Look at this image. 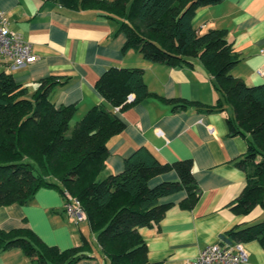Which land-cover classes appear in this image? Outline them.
Listing matches in <instances>:
<instances>
[{"label": "trees", "instance_id": "16d2710c", "mask_svg": "<svg viewBox=\"0 0 264 264\" xmlns=\"http://www.w3.org/2000/svg\"><path fill=\"white\" fill-rule=\"evenodd\" d=\"M221 0H61L73 9H97L120 21L127 36L123 52L137 49L152 62L192 64L198 59L214 78L220 93L216 105L205 111L230 106V135L248 137L247 152L235 159L246 174V185L231 203L241 214L256 206L264 208V83L248 85L232 69L240 55L227 40L226 29L200 33L194 17L201 7ZM64 75L43 78L32 94L11 72H0V206L29 204L42 187L68 190L77 196L88 223L109 264H160L148 258V246L140 228L155 225L173 205L164 196L181 190L180 202L192 208L200 189L192 172V159L162 162L147 146H140L125 159L122 172L100 175L106 169L110 138L121 133L124 122L114 108L125 109L150 94L141 67L108 68L95 83L113 109L97 104L71 125L76 105L56 106L51 89ZM133 94L134 98L129 100ZM199 102L179 101L175 109ZM175 170L178 179L149 185L154 176ZM228 242L258 240L264 248V218L238 224L222 234ZM21 248L42 264H76L89 257L91 241L66 250L46 244L32 229L0 230V248Z\"/></svg>", "mask_w": 264, "mask_h": 264}, {"label": "crops", "instance_id": "0c3cea01", "mask_svg": "<svg viewBox=\"0 0 264 264\" xmlns=\"http://www.w3.org/2000/svg\"><path fill=\"white\" fill-rule=\"evenodd\" d=\"M0 11L5 13L9 29L30 41L37 56L27 66L10 70L1 64L0 69L11 72L29 92L36 91L43 78L66 76L52 87L50 95L56 106L76 105L74 122L94 105L113 109L95 87L108 68H143L150 94L125 109L114 108L125 128L110 138L106 169L100 177L122 172L125 159L138 147L147 146L162 162L192 159V172L200 189L199 200L192 208L180 205L187 196L185 190L162 197L161 203L173 205L155 225L140 228L151 262L184 264L206 245L220 241L222 234L234 226L257 222L263 213L261 206L246 215L231 206L246 185L247 174L235 159L247 152L248 137L229 134L230 106L221 111L204 110V105L217 104L220 93L200 60L172 66L149 61L137 49L123 52L127 36L120 31L118 19L97 9H73L61 0H0ZM193 21L200 33L226 29L227 40L240 55L233 75L248 85L264 83L257 72L259 68L264 70V0H221L201 7ZM133 98L131 94L129 100ZM183 100L203 105L175 109ZM176 179L177 172L170 170L151 178L149 185ZM80 223L67 216L64 195L53 187L40 188L29 204L0 206V230L28 227L46 244L60 250L78 246L83 236L87 237ZM91 232L96 245L87 237L91 241L87 251L90 256L76 264H109L96 234ZM243 243L248 260L242 264H264L260 242ZM0 264L42 263L14 247L0 248Z\"/></svg>", "mask_w": 264, "mask_h": 264}, {"label": "built area", "instance_id": "2783aa9c", "mask_svg": "<svg viewBox=\"0 0 264 264\" xmlns=\"http://www.w3.org/2000/svg\"><path fill=\"white\" fill-rule=\"evenodd\" d=\"M37 60L30 41L9 29L8 20L0 11V65L6 64L10 70L27 66ZM257 72L264 77V70ZM64 210L69 218L76 223L88 219L87 212L81 200L68 190L64 193ZM248 252L242 241L228 242L222 239L208 244L198 255L186 260L184 264H242L247 262Z\"/></svg>", "mask_w": 264, "mask_h": 264}, {"label": "rangeland", "instance_id": "374dc122", "mask_svg": "<svg viewBox=\"0 0 264 264\" xmlns=\"http://www.w3.org/2000/svg\"><path fill=\"white\" fill-rule=\"evenodd\" d=\"M2 71V69H0V72ZM34 92V91H33ZM33 92H30L31 94L33 93ZM74 120L72 119L71 120V125H74ZM53 188H56V187H53ZM58 189V188H57ZM59 190V189H58ZM60 191V190H59ZM61 192V191H60ZM258 210H261L259 207H258ZM263 213L261 214V216H259V218H258V220H262L263 218H264V208H263V211H262ZM258 220H256V221H258ZM80 225H81V227H83L84 228V230H85V232H86V235H87V237L91 240V241H93L92 242V245H96L95 244V242H94V236H93V234H92V232H91V230H90V228H89V226H88V222H86V221H84V222H81L80 223Z\"/></svg>", "mask_w": 264, "mask_h": 264}]
</instances>
